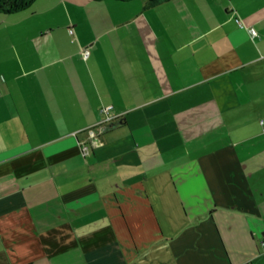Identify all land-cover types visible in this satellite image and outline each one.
<instances>
[{"label": "crops", "instance_id": "crops-1", "mask_svg": "<svg viewBox=\"0 0 264 264\" xmlns=\"http://www.w3.org/2000/svg\"><path fill=\"white\" fill-rule=\"evenodd\" d=\"M263 118L264 0L0 12V264H260Z\"/></svg>", "mask_w": 264, "mask_h": 264}, {"label": "built area", "instance_id": "built-area-1", "mask_svg": "<svg viewBox=\"0 0 264 264\" xmlns=\"http://www.w3.org/2000/svg\"><path fill=\"white\" fill-rule=\"evenodd\" d=\"M236 20H237V22L239 23L240 26H244V24L241 22V20L239 18H236ZM248 29H249L251 34H253V35L256 34V30H255L254 27L251 26ZM83 54H84L85 57H87L89 55L88 49H85L83 51ZM111 109H112L111 105L106 106L103 109L104 112H106V118L104 120H102L101 122H99L98 124H95V125L90 126V127L87 128V130L90 132L89 138H90L91 142L87 141V140H82L80 142L81 143V147H82V153L84 155H88V154L91 153V146H90L91 144L96 145V144H100L101 143L100 136L93 133L94 132V128L96 126H98L99 124H101V123L111 122L117 117L116 115L110 114ZM261 122H262V125H263V128H264V118L261 120ZM263 244H264V241H263Z\"/></svg>", "mask_w": 264, "mask_h": 264}, {"label": "trees", "instance_id": "trees-1", "mask_svg": "<svg viewBox=\"0 0 264 264\" xmlns=\"http://www.w3.org/2000/svg\"><path fill=\"white\" fill-rule=\"evenodd\" d=\"M33 0H0V12H16L29 6ZM159 0H151L156 2Z\"/></svg>", "mask_w": 264, "mask_h": 264}, {"label": "rangeland", "instance_id": "rangeland-1", "mask_svg": "<svg viewBox=\"0 0 264 264\" xmlns=\"http://www.w3.org/2000/svg\"><path fill=\"white\" fill-rule=\"evenodd\" d=\"M264 229H261V230H257L255 233H254V235H255V238H256V240L258 239V241H261L260 243V254H258L259 255V263L260 264H264V244H263V241H262V238H263V236H264Z\"/></svg>", "mask_w": 264, "mask_h": 264}]
</instances>
